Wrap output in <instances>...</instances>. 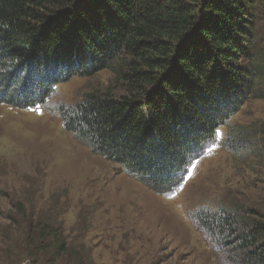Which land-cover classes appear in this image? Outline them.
<instances>
[{
  "label": "trees",
  "instance_id": "16d2710c",
  "mask_svg": "<svg viewBox=\"0 0 264 264\" xmlns=\"http://www.w3.org/2000/svg\"><path fill=\"white\" fill-rule=\"evenodd\" d=\"M103 70L123 94L91 97L67 115L66 130L151 190L171 193L218 130L251 99L264 100V0H0V105L34 108L57 85ZM237 133L235 151L250 152L253 132ZM209 214L201 216L220 241L233 239V219ZM260 214L239 241L250 264H264V248L255 249ZM29 227L31 263L69 255L55 229Z\"/></svg>",
  "mask_w": 264,
  "mask_h": 264
},
{
  "label": "rangeland",
  "instance_id": "374dc122",
  "mask_svg": "<svg viewBox=\"0 0 264 264\" xmlns=\"http://www.w3.org/2000/svg\"><path fill=\"white\" fill-rule=\"evenodd\" d=\"M122 94L103 70L57 85L34 108L0 105V264H33L37 244L25 235L38 221L69 244L55 264H250V250L238 246L253 214L264 222V100L247 102L179 188L161 196L66 130L67 115L91 97ZM238 131L253 132L250 152L235 151ZM203 213L231 217L233 239L220 241Z\"/></svg>",
  "mask_w": 264,
  "mask_h": 264
}]
</instances>
